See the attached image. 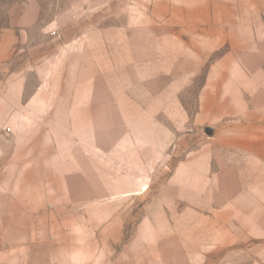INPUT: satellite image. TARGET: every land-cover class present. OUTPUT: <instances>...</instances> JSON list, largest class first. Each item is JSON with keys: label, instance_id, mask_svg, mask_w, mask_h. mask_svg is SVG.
Here are the masks:
<instances>
[{"label": "rangeland", "instance_id": "obj_1", "mask_svg": "<svg viewBox=\"0 0 264 264\" xmlns=\"http://www.w3.org/2000/svg\"><path fill=\"white\" fill-rule=\"evenodd\" d=\"M264 264V0H0V264Z\"/></svg>", "mask_w": 264, "mask_h": 264}, {"label": "clouds", "instance_id": "obj_2", "mask_svg": "<svg viewBox=\"0 0 264 264\" xmlns=\"http://www.w3.org/2000/svg\"><path fill=\"white\" fill-rule=\"evenodd\" d=\"M67 232L73 238V246L65 251L63 264H101L104 255L90 249L89 234L85 223L69 221Z\"/></svg>", "mask_w": 264, "mask_h": 264}]
</instances>
